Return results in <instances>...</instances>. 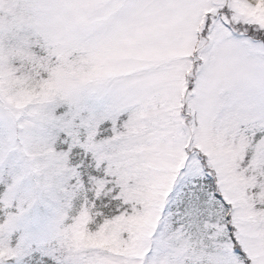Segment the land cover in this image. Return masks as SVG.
<instances>
[{"label": "snow or ice", "instance_id": "6c2138e0", "mask_svg": "<svg viewBox=\"0 0 264 264\" xmlns=\"http://www.w3.org/2000/svg\"><path fill=\"white\" fill-rule=\"evenodd\" d=\"M0 264H264V0H0Z\"/></svg>", "mask_w": 264, "mask_h": 264}]
</instances>
